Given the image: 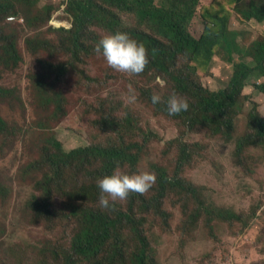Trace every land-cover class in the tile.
Segmentation results:
<instances>
[{
    "label": "trees",
    "instance_id": "obj_1",
    "mask_svg": "<svg viewBox=\"0 0 264 264\" xmlns=\"http://www.w3.org/2000/svg\"><path fill=\"white\" fill-rule=\"evenodd\" d=\"M32 3L33 0H0V81L4 79L6 86H13L23 62L21 32L16 22H9L7 18L22 19L29 28L44 26L46 32V40L41 43L25 41L29 48L34 46V50L43 54L37 58L36 70L30 73L32 78L26 74L31 80V91L35 92L31 102L21 103L15 88L7 89L6 93L0 86V97L10 98L25 111L26 133L33 135L34 141L7 143L0 160H4L8 172L20 168V177L32 179L24 204L29 227L41 228L55 241L48 245L21 242L10 244L5 250L0 247V264H150L155 251L151 247L148 227L152 224H159L163 229L169 227V207L178 208L177 220L181 225L178 231L185 239H195L194 233L201 227L211 243L209 250L195 259L196 263L209 261L207 264H213V261L227 259L233 240L242 232L240 225L246 216L206 204L201 188L190 182L191 156L187 151L194 155L197 145L184 146L177 142L180 151L170 174L168 168L149 159L148 143L142 147L84 149L59 139L60 135L53 131L50 123L60 122L71 101L62 87L67 88L68 83L82 87L81 62L89 64L103 58L94 51L100 40L98 36L119 31L128 33L148 50L149 63L140 75L151 73L153 92L156 88L163 91L159 103L153 105L151 102L156 116L164 114L167 100L175 92L187 99L189 107L194 102V109L188 113L184 111V117L198 135L213 130L209 134L213 138L226 137L233 130L234 106L250 95L244 91L246 86L264 90V38L251 42L243 37L238 42L236 33L208 26L204 37L196 39L187 25L199 0H68L62 20L71 23L69 29H53L48 25L59 5L43 3L44 6L38 8ZM233 3L244 20L264 24V0H233ZM120 11L129 16L118 15ZM129 19H135V25L130 28ZM217 19L223 21L217 14L211 15L213 22ZM36 35L31 33V39ZM28 51L36 57L39 54ZM216 60L229 66L230 72L226 85L212 90L200 83V76L202 80L209 77V68ZM157 77L166 81V85L160 87L155 81ZM102 87H105L103 82L94 86L97 104L83 114L92 116L93 122L99 125H108L110 131L118 132L121 126L117 120L107 121L97 112L105 110ZM27 105H30L28 109ZM24 111L14 113L16 121ZM176 116L179 118L181 114ZM247 120L250 126L248 144L264 148V117L256 112L255 104ZM6 125L0 115V134ZM245 144L244 139L238 143L236 157ZM203 146L207 152L208 143L203 142ZM203 149L199 155L206 153ZM92 160H104L106 164L96 166L89 173L86 166L96 164ZM117 165L128 174L153 172L156 182L145 195L130 193L127 200L115 202L114 211L93 213L89 208L93 199L87 196L100 192L97 180L111 175ZM84 180L94 181V188L87 187ZM1 188L0 202L5 203L9 193L2 185ZM22 192L20 190V194ZM217 223L226 227L225 238L215 232ZM63 236L66 237L65 249L60 250L56 244ZM170 244L167 242L168 250Z\"/></svg>",
    "mask_w": 264,
    "mask_h": 264
},
{
    "label": "rangeland",
    "instance_id": "obj_2",
    "mask_svg": "<svg viewBox=\"0 0 264 264\" xmlns=\"http://www.w3.org/2000/svg\"><path fill=\"white\" fill-rule=\"evenodd\" d=\"M66 1L68 0H33L32 5L38 8H42L43 3H46V6L59 5V8L57 9L56 6L54 13L52 12L48 25L53 29H69L71 23L67 19L62 20L65 18ZM34 10L37 11L35 7ZM214 14H217L223 21L217 19L216 22H213L211 15ZM118 15L129 16L122 14L121 11ZM7 20L16 22L15 26L21 32L20 46L23 62L21 63L22 69L16 72L17 76L13 80V86L7 85V88L4 79L0 81V86L6 93L7 89L15 88L19 101L29 103L35 92L31 91L32 84L31 80H28V76L32 78L33 74L30 73L36 70L37 58L42 57L43 54L34 50V46L29 48L25 41L34 40L35 43H41L46 40V32L43 30L44 26L36 29L29 28L24 20H19L14 16L8 17ZM129 23L128 27H133L135 19H129ZM208 26L216 30L223 28L227 32L236 33L238 42L243 37L251 42L259 40L260 37L264 38V24L253 20H244L237 13L233 0H199L187 29L196 39H201L206 34ZM31 33L37 35L31 39ZM98 39H101V35L98 36ZM28 49L39 53L38 56H33ZM87 64L81 62L80 65V70L84 74L82 87L74 86L72 83H68L67 88L62 87L71 97V101L65 110V115L60 118V122L50 123L53 131L60 135L59 139L80 148L98 147L100 150L123 148L130 145L142 147L148 143L146 148L151 153L149 159L157 165L168 168L170 174H172L175 157L180 151L177 142L184 146L197 145L194 155L187 151L191 156V165L188 169L190 182L201 188V194L206 204L246 216L243 224L240 225L242 232L233 240V243L231 241V255L224 261H213V264H264V148L262 146L252 147L247 140L250 130L247 114L250 108L255 104L256 112L264 117V90L261 92L252 86H246L244 91L250 95L244 101L237 102L233 108L232 132L226 137L213 138L209 135L213 130L202 131V134L198 135L190 122L185 119L184 112L180 113L181 117L179 118L176 115L169 116L167 108L164 110V114L161 113L159 116L154 114L151 109V96L158 94L162 97L163 91L156 88V92H153L151 73L146 76L140 74L129 76L109 68L103 58L96 59L93 63L90 61ZM209 71L211 73L209 77H203L202 80L200 76L202 85L212 90L220 89L226 85L230 72L229 66L216 60ZM206 75L208 74H203V76ZM158 78L160 77L155 80L157 84ZM97 82H103L105 85L101 91L103 92L102 96H105L103 101L106 104L105 110L97 112L99 115H103L107 121L117 120L121 126L118 132L117 130L116 132L110 131L108 125L106 126L104 123L100 125L99 122L94 121V123L92 116L83 114L85 110L97 104L95 103L96 91L93 89ZM129 85L134 89V93L129 92ZM133 94L137 99L135 102L129 103L128 97ZM91 100L94 102L91 103ZM193 103L192 101L185 113L194 109ZM20 106L6 96L0 97V115L7 124L5 131L0 134V156L7 143L20 144V142L34 141L33 135L26 133L28 119ZM29 107L30 105H27L26 109ZM17 111H24L18 121L14 118V113ZM128 123L131 125L129 126ZM220 138L228 141L223 142ZM243 139L246 144L236 157L237 145ZM203 142L208 143L209 156H207L208 150L206 152L203 149ZM202 149L206 153L199 155ZM0 161V189L2 190V185L9 193L7 201L0 202V231L2 232L0 247L5 250L10 244L21 242H36L39 245L51 244L55 241L54 237L43 233L41 228L29 227V216L25 214L26 194L31 191L32 179L20 177V168L11 169L12 171L8 172L4 160ZM92 161L96 164L86 166L89 173H92L96 166L106 164L104 160L101 162ZM83 183L92 189L96 184L94 181L88 180H84ZM10 190L12 191L11 195ZM20 190L23 191L21 194ZM99 194L100 192L87 196L93 199L89 204L93 213L102 210L98 204ZM168 211L171 214L169 227L165 224V229L161 228L159 224H152L151 227H148L151 247L155 251L153 262L150 264H203L196 263L195 260L198 259L201 252H207L211 246L203 229L198 228L194 233L195 239H185V235L178 231V227L181 226L177 220L179 218L178 208L169 207ZM173 226L174 230H172ZM214 228L217 234L225 238L227 230L222 223H217ZM65 239L64 236L59 238L56 244L60 250L65 249ZM167 242L171 243L169 250ZM182 249L184 251L180 258ZM207 263L209 261H205V264Z\"/></svg>",
    "mask_w": 264,
    "mask_h": 264
},
{
    "label": "clouds",
    "instance_id": "obj_3",
    "mask_svg": "<svg viewBox=\"0 0 264 264\" xmlns=\"http://www.w3.org/2000/svg\"><path fill=\"white\" fill-rule=\"evenodd\" d=\"M94 51L102 55L109 68L129 76L143 73L149 63L148 50L144 44L132 39L126 32L118 31L114 34L103 35ZM157 82L161 87L166 85V81L160 78ZM129 92L134 93L131 85H129ZM136 99L135 94L128 97L129 103L135 102ZM160 101V95L153 94L151 96L153 105ZM188 108L189 104L186 98L175 92L169 96L167 100L169 116L179 115L181 112L187 111ZM155 182L156 175L153 172L142 171L128 174L117 165L111 175L97 180L100 190L98 204L102 210L114 211L115 202L127 200L130 193L145 195Z\"/></svg>",
    "mask_w": 264,
    "mask_h": 264
}]
</instances>
